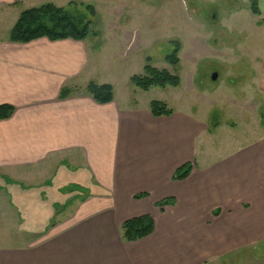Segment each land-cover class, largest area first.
I'll return each mask as SVG.
<instances>
[{
    "label": "crops",
    "instance_id": "0c3cea01",
    "mask_svg": "<svg viewBox=\"0 0 264 264\" xmlns=\"http://www.w3.org/2000/svg\"><path fill=\"white\" fill-rule=\"evenodd\" d=\"M88 2L0 0V104L14 107L0 119V171L61 157L58 181L86 189L34 241L0 248V264H203L260 242L264 133L223 152L225 138L244 139L223 117L212 126L186 105L154 116L149 104L118 103L113 89L110 102H96L83 89L93 79L87 37L9 39L24 10ZM257 5L264 18V0ZM185 163L188 175L172 179ZM168 198L174 203L157 205ZM145 214L152 232L123 240L121 224Z\"/></svg>",
    "mask_w": 264,
    "mask_h": 264
},
{
    "label": "rangeland",
    "instance_id": "374dc122",
    "mask_svg": "<svg viewBox=\"0 0 264 264\" xmlns=\"http://www.w3.org/2000/svg\"><path fill=\"white\" fill-rule=\"evenodd\" d=\"M87 4L95 7V14L79 9L90 21L87 39L92 46L93 79L85 80L83 89L103 80L112 84L118 103L127 99L148 108L149 101L159 100L169 108H197L211 122L223 117L238 126L235 134L244 138H225L223 152L264 133V18L251 12L249 0H90ZM176 43L178 63L172 65L165 56ZM146 58L154 68L177 75L178 85L136 87L130 77L143 73ZM214 73L217 77L212 80ZM60 160L0 171V248L34 241L70 212L71 198L85 195L82 190H65L66 182L58 181L54 170ZM203 264H264V239Z\"/></svg>",
    "mask_w": 264,
    "mask_h": 264
},
{
    "label": "trees",
    "instance_id": "16d2710c",
    "mask_svg": "<svg viewBox=\"0 0 264 264\" xmlns=\"http://www.w3.org/2000/svg\"><path fill=\"white\" fill-rule=\"evenodd\" d=\"M79 7H83L90 14H95L94 8L91 5L69 3L68 8L55 7L52 4H43L38 7L30 8L21 12L18 20L10 30L9 39L13 42H28L30 40L47 37L52 40L73 38L83 40L88 36L90 21L85 17ZM250 10L253 14L259 15L257 0H250ZM179 45L176 43L169 54L165 56V60L172 65L178 63L177 53ZM149 58H146V63L143 66V73L130 77L131 82L142 90H147L151 86L163 87L166 85L177 86L179 77L170 74L165 69H157L148 64ZM87 91L92 98L98 103H106L112 100V86L110 84H95L90 82L87 86ZM149 109L152 115H169L172 110L166 104L159 100H151ZM14 110V107L9 104H0V119L9 117ZM214 121L211 125H216ZM191 164L185 163L178 167L172 179H183L190 172ZM71 186V187H69ZM64 189L82 190L85 188L77 185H66ZM145 194L135 195V198H140ZM172 198L164 199L158 202V206L173 204ZM153 219L150 215H140L125 220L121 224V238L125 241H134L146 237L153 230Z\"/></svg>",
    "mask_w": 264,
    "mask_h": 264
},
{
    "label": "water",
    "instance_id": "95a60500",
    "mask_svg": "<svg viewBox=\"0 0 264 264\" xmlns=\"http://www.w3.org/2000/svg\"><path fill=\"white\" fill-rule=\"evenodd\" d=\"M216 77H217V74H216V73H214V74L212 75V80H215V79H216Z\"/></svg>",
    "mask_w": 264,
    "mask_h": 264
}]
</instances>
